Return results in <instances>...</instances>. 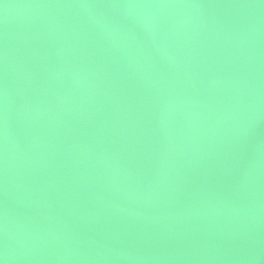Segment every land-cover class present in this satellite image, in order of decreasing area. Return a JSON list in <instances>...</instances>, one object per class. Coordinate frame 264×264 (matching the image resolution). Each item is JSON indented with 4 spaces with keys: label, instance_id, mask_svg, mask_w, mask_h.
I'll use <instances>...</instances> for the list:
<instances>
[{
    "label": "water",
    "instance_id": "water-1",
    "mask_svg": "<svg viewBox=\"0 0 264 264\" xmlns=\"http://www.w3.org/2000/svg\"><path fill=\"white\" fill-rule=\"evenodd\" d=\"M0 264H264V0H0Z\"/></svg>",
    "mask_w": 264,
    "mask_h": 264
}]
</instances>
